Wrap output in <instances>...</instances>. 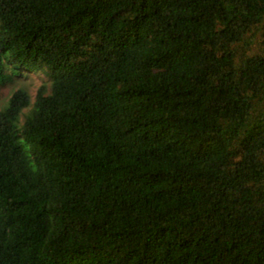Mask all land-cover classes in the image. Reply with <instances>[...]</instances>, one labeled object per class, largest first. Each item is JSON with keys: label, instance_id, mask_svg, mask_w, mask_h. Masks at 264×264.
Returning <instances> with one entry per match:
<instances>
[{"label": "trees", "instance_id": "obj_1", "mask_svg": "<svg viewBox=\"0 0 264 264\" xmlns=\"http://www.w3.org/2000/svg\"><path fill=\"white\" fill-rule=\"evenodd\" d=\"M27 73L0 264H264V0H0V89Z\"/></svg>", "mask_w": 264, "mask_h": 264}, {"label": "rangeland", "instance_id": "obj_2", "mask_svg": "<svg viewBox=\"0 0 264 264\" xmlns=\"http://www.w3.org/2000/svg\"><path fill=\"white\" fill-rule=\"evenodd\" d=\"M23 77L19 80H14L13 83L7 84L0 89V108L4 105L15 88L24 86L28 89L29 92H31V96H33L36 87L43 80V75L41 73H27L24 74ZM23 111L25 112L26 109L24 108L21 110V119L23 117V115H21Z\"/></svg>", "mask_w": 264, "mask_h": 264}]
</instances>
